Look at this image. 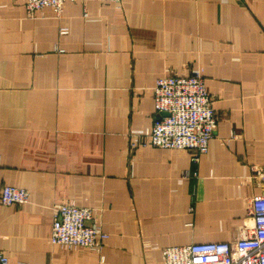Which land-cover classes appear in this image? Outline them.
Wrapping results in <instances>:
<instances>
[{
	"label": "crops",
	"instance_id": "crops-1",
	"mask_svg": "<svg viewBox=\"0 0 264 264\" xmlns=\"http://www.w3.org/2000/svg\"><path fill=\"white\" fill-rule=\"evenodd\" d=\"M204 74L208 152L138 145L159 119L153 88ZM264 0L68 1L35 17L0 0V253L11 264H166V248L251 234L264 191ZM93 211L101 250L51 244L54 208Z\"/></svg>",
	"mask_w": 264,
	"mask_h": 264
},
{
	"label": "built area",
	"instance_id": "built-area-1",
	"mask_svg": "<svg viewBox=\"0 0 264 264\" xmlns=\"http://www.w3.org/2000/svg\"><path fill=\"white\" fill-rule=\"evenodd\" d=\"M28 16L35 17L45 8L61 15L68 1L23 0ZM111 1L120 0H93ZM159 119L149 135L131 140L130 148L138 145L193 152V159L206 154L217 128V113L213 95L209 92L203 72L189 76L170 75L160 78L153 88ZM257 180L264 187V168L257 171ZM30 200L27 190L3 186L0 203L24 206ZM253 228L250 235L235 242L192 243L166 248V264H264V191L256 196L250 208ZM94 219L89 208L63 203L54 208L51 244L69 249L101 250L109 234L100 225L89 224ZM0 264H11L0 253Z\"/></svg>",
	"mask_w": 264,
	"mask_h": 264
},
{
	"label": "rangeland",
	"instance_id": "rangeland-1",
	"mask_svg": "<svg viewBox=\"0 0 264 264\" xmlns=\"http://www.w3.org/2000/svg\"><path fill=\"white\" fill-rule=\"evenodd\" d=\"M89 224H90V222H89Z\"/></svg>",
	"mask_w": 264,
	"mask_h": 264
}]
</instances>
